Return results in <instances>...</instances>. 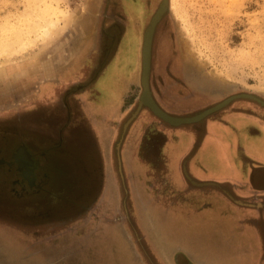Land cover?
I'll return each instance as SVG.
<instances>
[{
  "label": "rangeland",
  "instance_id": "rangeland-1",
  "mask_svg": "<svg viewBox=\"0 0 264 264\" xmlns=\"http://www.w3.org/2000/svg\"><path fill=\"white\" fill-rule=\"evenodd\" d=\"M161 2L0 0V69L14 70L0 82V159L13 160L10 146L24 129L54 128L55 138L36 151L35 184L16 163H0V264H98L85 259L106 252L84 237L100 233L115 250L114 230L101 227L117 223L132 229L145 258L139 264H226L160 260L146 244L147 223L170 219L168 208L191 199L169 187L161 158H149L150 135L133 136L141 114L163 121L144 109L124 128L140 101L144 34ZM101 75L115 92L99 113L90 91ZM150 81L158 103L176 115L242 92L264 99V0H169L155 31ZM243 103L264 108L248 98L227 108ZM120 105L110 121L107 112ZM43 153L53 154L54 167L42 163ZM133 155L154 164L137 167ZM111 260L101 264H133Z\"/></svg>",
  "mask_w": 264,
  "mask_h": 264
},
{
  "label": "crops",
  "instance_id": "crops-1",
  "mask_svg": "<svg viewBox=\"0 0 264 264\" xmlns=\"http://www.w3.org/2000/svg\"><path fill=\"white\" fill-rule=\"evenodd\" d=\"M112 86L104 84L102 75L98 77L90 91V97L95 98L94 110L100 113L111 105L115 92ZM120 107L107 112L110 121L119 118ZM27 121L24 122L33 125ZM75 129L68 128L66 139ZM132 129L137 141L143 132L152 136L146 146L149 158H161L169 187L188 193L191 198L166 210L174 218L147 223L150 253L166 261L264 264V108L236 104L199 123L179 127L141 114ZM145 160L154 164L147 157H132L137 167L139 163L143 166ZM142 188L149 192L144 184ZM144 196L149 200L148 194ZM194 212L198 216L193 217ZM101 228L114 230L115 250L113 243L100 233L84 237L93 239V245L106 252L105 257L101 253L98 257L89 255L86 262L98 260L101 264L112 258L115 263L139 264L145 259L138 244L133 246L135 237L129 226L117 223ZM126 230H130V236Z\"/></svg>",
  "mask_w": 264,
  "mask_h": 264
},
{
  "label": "water",
  "instance_id": "water-1",
  "mask_svg": "<svg viewBox=\"0 0 264 264\" xmlns=\"http://www.w3.org/2000/svg\"><path fill=\"white\" fill-rule=\"evenodd\" d=\"M169 9V0H162L161 4L159 5L157 11L155 12L154 16L152 17L146 31L144 34V43H143V59H142V72H141V84H142V93L140 96V101L135 109V111L131 114L130 118L127 120L124 128L127 130L132 122L139 116V114L142 112V110L147 109L150 113H153L157 117H159L165 124L171 125L173 127H179L182 125H190V124H196L199 123L208 117L226 109L230 104H232L235 100L241 99V98H248L252 99L258 103H260L262 106H264V99L248 93V92H242L238 94H234L229 96L228 98L222 100L221 102L210 106L206 109H203L201 111H198L192 115H176L172 114L168 111H166L162 106L158 103V101L155 99L153 91L151 89V71H152V57H153V43H154V36L155 31L158 22L161 20V18L164 16V14ZM6 133L11 132L9 128H5ZM19 129V128H18ZM43 130H40L38 128H34L33 130L24 129V132H21V135L19 137H15L12 142L13 145L10 146V148L13 149L12 153H10L11 158L13 160L7 161L5 159H0V163H7L8 165L17 164L20 168L21 172L24 175V178L27 179V181L30 184H35L36 177H35V162L36 159H38L36 151H41V149H49V147L53 144V141H55L54 136L51 134V130L49 128H41ZM21 130V129H20ZM47 132V133H45ZM11 134V133H10ZM66 136V135H65ZM8 138V137H7ZM16 141L17 144H16ZM21 149H25L27 151V154L30 156V169L31 172L24 174L25 171L21 168L20 160L18 157V154ZM10 152V151H9ZM8 153V150L7 152ZM42 160V163L45 165H48L49 167H54V161L53 160V154L47 155L46 153H43V155L39 156ZM72 160V159H71ZM19 161V162H18ZM58 160L56 162L58 165H63L67 167V171L69 174L73 173L72 170L64 165L63 163H60ZM76 161V160H73ZM78 162V161H77ZM190 177V176H189ZM196 184V182H193ZM205 185L204 183H201Z\"/></svg>",
  "mask_w": 264,
  "mask_h": 264
},
{
  "label": "bare ground",
  "instance_id": "bare-ground-1",
  "mask_svg": "<svg viewBox=\"0 0 264 264\" xmlns=\"http://www.w3.org/2000/svg\"><path fill=\"white\" fill-rule=\"evenodd\" d=\"M8 68V67H7ZM12 73L14 72V70H6L5 68H1L0 69V82L3 81V77L9 73ZM18 157H19V160H20V166L21 168L25 171V175L29 172H31V169H30V156L29 154H27V151L25 149H21L19 154H18ZM19 162V161H18Z\"/></svg>",
  "mask_w": 264,
  "mask_h": 264
},
{
  "label": "flooded vegetation",
  "instance_id": "flooded-vegetation-1",
  "mask_svg": "<svg viewBox=\"0 0 264 264\" xmlns=\"http://www.w3.org/2000/svg\"><path fill=\"white\" fill-rule=\"evenodd\" d=\"M243 104H244V103H243ZM70 128H75V127L72 126V127H70Z\"/></svg>",
  "mask_w": 264,
  "mask_h": 264
}]
</instances>
